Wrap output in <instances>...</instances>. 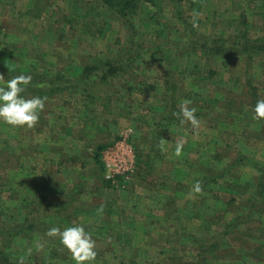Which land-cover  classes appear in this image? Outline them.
<instances>
[{
	"label": "rangeland",
	"instance_id": "1",
	"mask_svg": "<svg viewBox=\"0 0 264 264\" xmlns=\"http://www.w3.org/2000/svg\"><path fill=\"white\" fill-rule=\"evenodd\" d=\"M32 2L0 0L1 73L10 70L8 65L22 73L41 66L45 78L66 72L76 79L94 57L114 59L131 45L130 31L104 0ZM186 23L209 41L220 37L231 42L243 31L250 40L264 38V0H138L133 24L139 41L146 39L148 46L140 49L143 55L131 72L94 90L97 96L102 92L105 103L118 98L117 104L108 106L97 101L98 112L119 109L123 117L117 122L119 133H101L103 146L127 137L134 150V171L118 184L106 178L102 148L91 152L92 147L81 157L85 175L67 186L61 172H48L51 193L43 197L36 191L42 183L35 184L37 168L23 160L29 148L26 142L22 145L27 133L0 121V246L11 263L19 264L23 257L24 264H75L59 238L46 235L50 227L70 226L65 221L70 217L73 224H84L92 232L98 253L94 264H264L257 261L259 254L244 250L264 228V187L259 188L257 169L264 165V122L260 120L259 126L243 122L246 108L252 110L258 99H264V54L255 56L250 66L242 54L185 51L190 41H196L186 37L190 30ZM169 69L183 89L178 106L190 99V107L197 109L201 123L196 130L178 122L160 125ZM84 95L77 89L68 91L47 100L44 111H61L65 121L67 110L81 104ZM237 104V114L230 115ZM83 105L87 109L86 100ZM101 118L99 126L105 125ZM211 123L220 133L212 131ZM160 138L166 140L165 151L159 147ZM180 140L184 148L176 156ZM59 162L54 165L64 164ZM197 180L202 193L189 195ZM49 201L55 223L46 219L40 227L44 231L13 237L26 221L48 214L44 207ZM231 224L220 257L233 251L241 261L218 258L217 252L199 254L202 241L227 231Z\"/></svg>",
	"mask_w": 264,
	"mask_h": 264
},
{
	"label": "trees",
	"instance_id": "2",
	"mask_svg": "<svg viewBox=\"0 0 264 264\" xmlns=\"http://www.w3.org/2000/svg\"><path fill=\"white\" fill-rule=\"evenodd\" d=\"M104 1L108 4V6H110L111 14L113 13V15L116 16L115 18L118 19L121 23H123L127 27L128 31H130V34L132 36L131 39L132 41L130 42L131 45L130 47H128V50L125 51V53L123 51L119 56L115 57L114 59L111 58L104 59V58L94 57L89 63L84 65L80 71L77 72L76 79L67 76L66 72L58 73L57 75H55L54 78H50V77L45 78L46 75H42L41 72L39 71V68L41 66H39L38 68L36 66H33L30 68L31 69L30 71L24 73L32 76V82L26 89L24 95L27 96V94L28 95L30 94L33 96L34 95L47 96L49 100L55 98L56 96L58 97L60 95H63L68 91H73L77 89L85 93L89 102L93 103L97 101V98L94 94L95 88H98L100 84L110 83L119 75L127 74L136 67V63L140 60V58L143 55V53L140 52V49L145 50L146 47L148 46L146 43V39L143 40L142 42L139 41L140 38L139 36H137L138 31L136 29V25L133 24L134 14L138 9V0H104ZM36 2H38V0H33L32 4ZM186 26L190 27V30L189 31L187 30V32H185V34L187 35L186 37L187 38L192 37L196 39V41H190L189 42L190 47L185 48V51L186 49H196L197 51H201L205 53L206 52L209 53L212 51L213 52L212 56L217 55V56H225V57H229L233 53L242 54L246 57L247 64L249 63L250 66L253 63L254 61L253 58H255V56L259 54H264V38H257L250 40L247 38L248 33L246 31H243L241 35H239L237 38H235V40L231 42L229 39L223 41V39H221L220 37H215L212 41H209L207 39H204L202 35H199L200 33L196 28L188 25V23H186ZM186 37L185 35H182L181 40L183 41ZM168 59H170V57ZM169 71L170 72H169V77H168V82L164 97V102L167 103V105L163 112L164 117L162 120V127L165 126V123H167L168 126L170 122H178L180 124L179 119L175 115H173V113L179 111L178 101L180 97H182L180 93L183 89L179 87L178 84L174 81L173 69H169ZM21 73H22L21 71H17V70H12V71L8 70L2 74L4 75L5 78L11 79L14 75H18ZM244 101H245L244 98L240 100V102L238 103L239 107H242V103ZM238 104L235 105V107L231 110L230 115L237 114L236 106H238ZM252 107H254V105ZM105 147H101L102 150ZM257 169L260 173V178L262 179L259 188H262L264 187V165L261 166L258 165ZM48 184H49L48 180H44V182H42L41 185L36 190L38 192H42L43 197H48V195L51 193V189ZM31 206L32 208H35L33 207L32 204ZM51 206H52V201H49L48 205L45 206L44 209L50 211ZM252 207L256 208L255 205H253ZM36 211L37 210H34V212ZM77 211H79V209ZM50 213L53 212L50 211L48 214H41V215L39 214L36 215L34 219H30L26 221L20 226L21 228L20 231L15 233L13 237L19 236L21 234H26L32 231L34 232L44 231L40 227L41 225H46L47 222L46 219H49L50 223L53 222L52 220L54 219V217ZM66 219L69 225H72L74 223L71 222L70 217L67 218L65 217V221ZM248 220L249 219H247V223ZM241 221L242 220L238 221V223H241ZM54 223L55 220L53 224ZM232 226L233 224L229 225L227 231H224L223 233L217 235L216 237H213L209 240L205 239V241H202L201 245L198 247L199 254L205 256L217 252L219 256L218 258H227L228 261L229 260L241 261L242 260L241 255L237 252L234 253L233 251L228 253V255L225 257H220V255L224 252L223 242L225 241V238H227L231 233ZM246 249L247 252L253 251L255 254H259L260 257L259 256L257 257L259 258V260L257 261L262 260L261 262H264V228L260 232L259 237H255L252 239V242L250 243L249 247L244 246L245 251ZM0 264H16L10 262L6 249L4 248V245L0 246Z\"/></svg>",
	"mask_w": 264,
	"mask_h": 264
},
{
	"label": "crops",
	"instance_id": "3",
	"mask_svg": "<svg viewBox=\"0 0 264 264\" xmlns=\"http://www.w3.org/2000/svg\"><path fill=\"white\" fill-rule=\"evenodd\" d=\"M101 94L102 92L99 93L98 96L95 94V96H97V101H100L103 104L105 102L104 99L100 98L99 95ZM112 94L116 95L118 93L116 91L115 93H111V95ZM85 100L86 104L88 105L87 109H84L83 105L85 103ZM117 100V96L107 98L105 99V105L108 106V104H117ZM97 101L90 103L86 95H84V99H82L81 104L73 106V108L67 110V120L64 121L65 117H61L63 116L62 114H64L61 113V111H56L54 114L45 113V111H43L40 115V120L34 127L18 128L20 129L19 133H27L25 137L26 141H24L23 139L22 143L23 145L24 142H26V146H29V148L26 149V153L23 158L24 163H30L32 161L34 167L37 168L34 176H39V178H42L36 179L35 184L37 186H39L41 182H44V180H46L45 176L48 174V172L55 171L61 172L60 174L67 179L65 182H63V185L74 186L77 183L78 179L82 178L85 175V171L87 170V168L83 166V163L81 161L82 155H85V152H90L92 147L93 150H91V152L95 151V149L97 148L100 149L101 147H104L103 145L105 143H103L102 139L104 135L101 133H107L109 130L111 133H119L118 131L120 127L117 126V122L118 119L121 121V119L123 118L121 111L119 109H111L112 112H98L99 104L97 103ZM108 112L111 113L109 114ZM246 113L247 115H244L243 118V122H245L244 124H246L248 121H253L256 122L257 126H259L260 120L256 121L253 119L254 109L252 108L251 110L250 108H246ZM100 116H106L107 118H101ZM100 118L104 119L105 125H98V121H100ZM162 120L163 119H161L160 121L161 127ZM262 121L264 122V119H262ZM109 122H113L114 125L108 126ZM211 125L212 131L216 129L217 132L220 133L219 126L215 128L213 123H211ZM164 127H166V125ZM256 129L260 130L261 128ZM9 132L11 133L12 130L9 129ZM30 148L33 149L29 150ZM63 154H69V156L61 159V156ZM59 160H61V162H63L64 164H61V162H59V164L61 165H54V162ZM68 167L70 168L68 169ZM29 177L32 176L29 175ZM169 196L170 194L168 195V197ZM144 215L146 218L149 217L148 214L144 213ZM167 215H169V213H167Z\"/></svg>",
	"mask_w": 264,
	"mask_h": 264
},
{
	"label": "clouds",
	"instance_id": "4",
	"mask_svg": "<svg viewBox=\"0 0 264 264\" xmlns=\"http://www.w3.org/2000/svg\"><path fill=\"white\" fill-rule=\"evenodd\" d=\"M10 71L12 68L8 65ZM32 82V76L28 74L14 75L11 79H5L0 73V121L12 127H34L40 120V115L46 107L47 96L24 95L26 89ZM193 101L183 99L179 103V111L174 112L181 125L190 124L196 130L200 127V119L197 109L190 107ZM253 119L256 121L264 119V99H258L254 106ZM166 140L160 138L159 147L165 151ZM184 141L176 143L175 155L180 156L183 152ZM203 191L202 182L197 180L193 183L189 195L200 194ZM48 237H58L60 243L71 253L75 264H94L97 258L96 240L92 232L87 230L84 224H72L61 229L58 226L47 230ZM38 247L43 245L38 244ZM19 264H24L21 257Z\"/></svg>",
	"mask_w": 264,
	"mask_h": 264
},
{
	"label": "built area",
	"instance_id": "5",
	"mask_svg": "<svg viewBox=\"0 0 264 264\" xmlns=\"http://www.w3.org/2000/svg\"><path fill=\"white\" fill-rule=\"evenodd\" d=\"M131 132L128 130L126 133ZM101 162L106 171V178L113 184H118L119 179L128 178L135 168V155L127 137L108 144L101 151Z\"/></svg>",
	"mask_w": 264,
	"mask_h": 264
}]
</instances>
